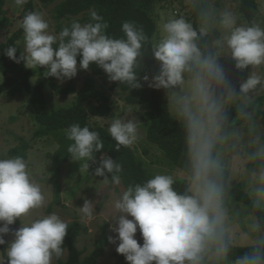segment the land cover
<instances>
[{"label": "clouds", "instance_id": "1", "mask_svg": "<svg viewBox=\"0 0 264 264\" xmlns=\"http://www.w3.org/2000/svg\"><path fill=\"white\" fill-rule=\"evenodd\" d=\"M26 3L27 0H15L18 6ZM89 17L88 22L73 21L53 34L41 13L27 12L20 23L23 52L17 57L18 48L11 45L4 49V55L16 63L23 62L28 69L43 68L45 76L57 80L71 79L78 69L87 70L95 65L109 81L125 84L129 89L140 88L137 70L149 37L134 22L125 21L121 26L123 36L114 38L106 31L108 23L95 9L90 10ZM223 23L229 29L223 45L229 50L235 68L244 72L264 66V27L238 23L232 13L225 15ZM196 39L192 25L183 18H175L160 25V36L150 46L159 71L151 78L143 76L142 80L151 88L170 89L182 83L183 73L191 71L193 64L211 68L207 76L197 75L193 81L195 110H182L188 158L184 190L174 187L172 174L157 173L142 183L129 184L110 200L113 211L109 228L115 235L108 240L117 245L116 252L127 264H221L231 250L226 185L222 167L214 156L226 115L222 114L218 99L210 94L208 83L211 78L225 84L232 95L248 94L264 87V75L248 73L239 82L237 92L236 85L225 80L219 66L202 59ZM140 123L134 115L109 119L107 133L116 142V151L138 139ZM65 135L72 142L67 148L72 161H84L82 168L89 171L90 162L97 163L95 153L100 152L92 175L101 177L105 185L121 184L122 165L102 152L104 143L97 131L73 123ZM256 182L254 199L260 207L264 201V168ZM46 206L42 187L27 161L21 156L0 158V245H6L0 251V264H55L64 257L67 249L63 244L69 225L56 212L33 215L34 210ZM79 211L92 219L96 211L93 201L84 199ZM22 217L26 218L24 222ZM17 219L20 226L10 228ZM137 231L142 244L135 238ZM9 233L12 239L6 242L4 236ZM234 264H264V238Z\"/></svg>", "mask_w": 264, "mask_h": 264}, {"label": "rangeland", "instance_id": "2", "mask_svg": "<svg viewBox=\"0 0 264 264\" xmlns=\"http://www.w3.org/2000/svg\"><path fill=\"white\" fill-rule=\"evenodd\" d=\"M33 3L35 12L43 15L49 23V31L58 34L56 31L57 22L52 17V10L57 4L55 2L49 6H43L38 0H27ZM198 2L207 4L206 21L201 24L204 29L215 28L220 33V38L209 45L201 54L202 59L213 61L223 72L225 80L231 81L234 85L239 84L243 79L244 72L235 68V62L231 59L230 52L223 45V37L229 31L225 27L223 20L227 13H232L238 23H246L239 13L238 0H158L149 11L150 16L156 25V32L152 38L158 39L160 36V25L169 19L183 18L192 24V13ZM256 12L255 23L264 27V0H255ZM15 4V0H6L3 12L0 14V42L7 43L10 36L19 28V16L24 8ZM62 24L66 22L62 21ZM20 52H23V36L15 43ZM157 74L159 71L158 62L155 60ZM195 73L189 81L182 80L165 91L170 95L169 108L174 118L183 120L182 110L191 108L195 110V101L192 100L193 81L197 75H205L211 65L201 67L193 64ZM33 84L39 81H46V70L34 69ZM255 71L264 75V66L249 68L248 73ZM89 71L78 69L75 77L65 80H57L61 87L72 84L76 89H80L84 79L90 76ZM0 84L4 76L0 73ZM96 87L109 99L110 114L108 117L90 116L89 123L92 126H99L107 130L110 118L134 115L141 123L139 124V137L129 146L137 159H139L150 177L157 173H170L175 181L186 182L188 176L179 168L171 166L167 159L154 146L146 140L145 121L146 112L142 107L129 105L125 101L126 94L112 89V83L106 77H94ZM209 92L218 99L221 105L222 114L226 115L221 123L215 155L222 168L229 172L227 186L229 188L239 185L246 193L252 203L256 206L254 199V189L257 186L256 178L258 173L264 168V127L260 119L253 120V115L257 110H264V87H258L248 94L232 95L225 84L209 78ZM238 92V89H237ZM44 97L48 111L58 108H67L74 103L75 95H56L51 89L46 87ZM131 110V111H130ZM230 128L226 136L221 135L224 128ZM42 130L33 119L32 107L26 93L6 92L0 95V158H7L10 149L18 147L22 143L28 146L26 151L28 167L42 187L46 197L47 206L41 210H34L45 214L56 212L65 220L68 225L79 222L83 230L76 243L77 249L82 253V258L88 256L94 248L102 243L106 238L103 255L98 259L97 264H116L113 257L116 252V244L109 243L108 237L114 236L109 224L111 223L112 208L110 200L114 194L119 193L124 188L120 185H105L101 177L93 174L100 158H95L97 163L90 162L89 171H84L82 166L84 161H67L60 158L63 146L59 139L52 136H41L38 133ZM60 161L58 173L55 165ZM58 179L60 187V203L54 201V181ZM84 199L93 201L95 213L92 219H88L79 211ZM225 207L228 214V227L232 240V245L245 247L257 245V242L264 238L260 232L256 216L249 211L247 206L241 202L232 201L226 193ZM264 212V201L258 207ZM109 218V219H108ZM130 218V217H129ZM26 218L22 217L24 222ZM16 229L20 226L19 219L15 222ZM138 243L143 241L135 236ZM12 239L8 235V241ZM67 259V251L64 257L56 261L64 262ZM221 264H234V262Z\"/></svg>", "mask_w": 264, "mask_h": 264}, {"label": "trees", "instance_id": "3", "mask_svg": "<svg viewBox=\"0 0 264 264\" xmlns=\"http://www.w3.org/2000/svg\"><path fill=\"white\" fill-rule=\"evenodd\" d=\"M43 6H49L57 2L52 10V17L58 23L56 31L59 33L63 27L70 26L73 21L80 23L88 22L89 12L95 9L99 15L108 23L109 27L107 33L114 38H121L123 33L121 31L122 23L125 21L134 22L138 27L142 28L145 34L149 37V41L144 46V54L140 61L139 82L141 87L138 89H129L125 84L118 82L112 83V89L118 90L126 94L125 101L129 105L142 107L147 119L145 121L146 140L154 146L167 159L171 166L179 168L188 176V158L185 145V122L183 120L174 118L170 112L169 101L170 95L165 89H154L142 80V77L147 75L151 78L157 74L155 59L150 52L152 38L156 32V25L149 11L154 7L158 0H38ZM6 0H0V14L3 12V6ZM239 13L246 23H255L256 3L255 0H238ZM27 12H35L33 3L27 2L19 16V28L13 32L7 43L0 42V73L4 76L3 82L0 84V95L6 92L20 93L24 92L29 97V103L32 107V116L34 121L41 126L42 130L38 133L41 136H52L60 140L63 150L60 158L67 161L70 155L67 148L72 143L66 138L65 130L73 123H79L81 127L88 126L90 130L97 131L104 143L102 152L116 160L122 165L121 185L126 188L129 184L142 183L148 178H151L146 172L143 163L136 158L133 150L128 147L121 146L119 151L115 150L116 142L111 139L105 128L99 126H92L89 123L90 116L94 117H108L110 114L109 99L105 97L96 87L94 77H106V74L95 65H90V76H87L80 89H76L72 84L61 87L55 82L54 77H48L46 81H39L36 84L31 82L34 77V71L24 66L23 62L16 63L4 55V49L15 43L23 36V30L20 23ZM207 4L198 2L192 13V27L197 32V39L195 43L199 48L201 54L205 49L219 40L220 33L217 29H204L201 24L206 21ZM64 21L67 23L62 24ZM55 47V45H54ZM18 48V47H17ZM17 57L20 55L18 49ZM79 62V57H77ZM39 70H44L40 68ZM196 68L192 66L191 71L183 73V79L189 81L195 73ZM248 69L244 71L243 79L248 75ZM242 79V80H243ZM48 87L56 95L68 96L75 95L74 103L67 108H58L53 111H48L44 91ZM239 84L237 85V89ZM260 119L261 125L264 127V110H257L253 115V120ZM230 128H224L221 135L224 137L229 132ZM217 145L214 146V156ZM28 146L24 143L10 149L7 157L21 156L27 159L26 151ZM95 158H100L101 153L97 152ZM60 161L55 165V171L58 173L60 168ZM223 179L226 185V193L234 202H241L247 206L249 211L256 216L259 230L264 234V212L255 206L250 200L249 196L244 193L239 185H234L229 188L227 181L229 172L222 168ZM103 180V179H102ZM186 182L175 181L174 187L178 191H183ZM54 201L60 203V187L58 179L54 181ZM13 224L10 228L16 227ZM83 230V226L79 222L69 224L67 235L64 238L63 247L67 250V259L58 264H97L98 259L103 255L104 246L106 245V238L104 237L102 243L97 245L94 250L86 257L82 258V253L77 249L76 243L79 235ZM8 235L4 236L8 242ZM136 236L141 240L142 237L137 231ZM236 247L231 246L228 259L224 263L234 262L238 257L245 253L251 252L254 247ZM6 245H0L2 251ZM113 257L117 260L116 264H127L125 258L113 253Z\"/></svg>", "mask_w": 264, "mask_h": 264}]
</instances>
